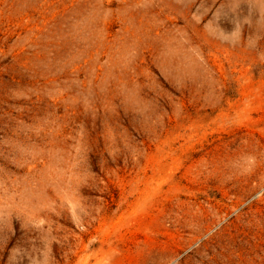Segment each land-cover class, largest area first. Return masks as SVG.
<instances>
[{
  "label": "rangeland",
  "instance_id": "obj_1",
  "mask_svg": "<svg viewBox=\"0 0 264 264\" xmlns=\"http://www.w3.org/2000/svg\"><path fill=\"white\" fill-rule=\"evenodd\" d=\"M0 264H264V0H0Z\"/></svg>",
  "mask_w": 264,
  "mask_h": 264
}]
</instances>
